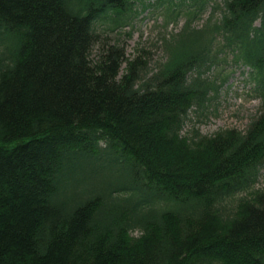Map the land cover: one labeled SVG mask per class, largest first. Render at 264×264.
<instances>
[{
	"label": "trees",
	"instance_id": "obj_1",
	"mask_svg": "<svg viewBox=\"0 0 264 264\" xmlns=\"http://www.w3.org/2000/svg\"><path fill=\"white\" fill-rule=\"evenodd\" d=\"M151 1L0 0V264H264V0H154L185 18L156 68L93 62ZM226 57L258 113L183 136Z\"/></svg>",
	"mask_w": 264,
	"mask_h": 264
},
{
	"label": "rangeland",
	"instance_id": "obj_2",
	"mask_svg": "<svg viewBox=\"0 0 264 264\" xmlns=\"http://www.w3.org/2000/svg\"><path fill=\"white\" fill-rule=\"evenodd\" d=\"M173 2L178 4L180 0ZM221 2L222 0H213L209 8ZM151 3L154 4V0ZM209 8L205 12H210ZM166 9V4L159 6L155 3L154 7H146L145 10L140 4H136V15L125 26L114 28L112 25L100 24L97 31L100 40L91 50V60L96 62L103 50L116 46L127 60L132 61L141 56L149 62L150 69H155L164 58L160 48L161 39L177 34L185 23L184 17L173 18ZM207 16L208 13L195 20L194 27L200 28ZM225 59V63L205 75L218 87V91H212L208 95V102L203 109L191 110L183 128V136H189L195 131L205 137L229 130L243 132L258 113L259 104L250 97L249 88L244 84L247 70L232 67L231 58ZM124 68L125 64L122 66V73ZM255 190L264 192V168L260 172Z\"/></svg>",
	"mask_w": 264,
	"mask_h": 264
}]
</instances>
